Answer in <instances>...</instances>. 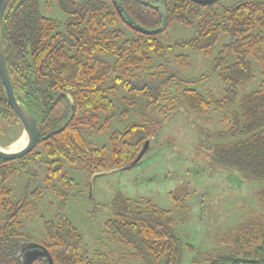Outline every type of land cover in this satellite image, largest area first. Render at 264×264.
Masks as SVG:
<instances>
[{
    "label": "trees",
    "instance_id": "trees-1",
    "mask_svg": "<svg viewBox=\"0 0 264 264\" xmlns=\"http://www.w3.org/2000/svg\"><path fill=\"white\" fill-rule=\"evenodd\" d=\"M57 2L65 21L43 13L40 0H9L2 23L15 96L38 121L41 136L22 158H0V264H23L24 251L32 242L43 245L54 264H122L126 260L181 264L184 245L174 229V212L150 199L118 192L110 202L104 234L121 248L124 256L119 261L112 252L92 254L68 218L47 219L39 209L46 192L66 201L77 186L66 165L93 175L132 163L161 125L148 113L167 119L178 106L200 115L224 110L222 123L228 128L217 136L246 137L216 144L209 150L211 159L263 185L258 192L261 211L224 232L220 236L224 247L207 253L204 260L207 264H264V0H245L231 7L220 0L209 5L193 0ZM161 7L167 11V28L177 22L193 27L197 34L167 45L159 34L133 30L124 19L154 29L163 22ZM119 9H124L123 15ZM224 33L230 41L218 51L216 65L219 77L230 84L224 97L216 99L211 90L201 93L190 86V80L174 86L166 53L189 47L207 51ZM234 54L236 60L229 63ZM249 57L259 64L263 79L257 90L241 99L239 109L229 111L238 101V88L256 77ZM173 60L187 65L188 56L178 54ZM138 82L142 84L137 86ZM119 85L127 96L119 95ZM131 112L140 114L139 121L112 132L107 145L86 137L84 131L102 132L117 115ZM20 126L0 78V144ZM43 157L47 160L42 184L31 188L36 176L32 168ZM20 174L27 177L26 189L16 197L11 182ZM171 196L181 207L185 199ZM28 217L41 221L39 232L28 227Z\"/></svg>",
    "mask_w": 264,
    "mask_h": 264
},
{
    "label": "rangeland",
    "instance_id": "rangeland-1",
    "mask_svg": "<svg viewBox=\"0 0 264 264\" xmlns=\"http://www.w3.org/2000/svg\"><path fill=\"white\" fill-rule=\"evenodd\" d=\"M40 1L43 13L65 21L66 14L59 7L57 0ZM241 1L245 0H220V4L231 7ZM196 34L193 27L175 22L164 32L159 33V39L167 45H173L190 40ZM229 41V36L224 33L207 51L190 47L169 50L165 57L168 67L174 74L173 85L190 80L192 81L190 86L201 93L211 90L216 99H222L230 84L218 75L217 55L221 47ZM178 54L188 56L187 65L173 60ZM249 59L253 63L256 77L238 88V101L229 111L239 109L241 99L257 90L263 79L259 64L252 57ZM235 60V54L228 58L229 63ZM140 84L142 83L138 82L137 86ZM119 91V95L129 94L122 85H119ZM223 113L224 110L218 109L200 115L178 106L176 111L165 119L149 112L148 115H152L150 117L153 119L157 118L161 125L154 138L149 140V150L138 165L96 177L93 188L92 175L88 170L66 165L68 175L75 179L77 186L71 189L66 201L55 197L52 192H46L39 205L40 213L47 219L60 215L68 218L80 230L85 245L89 246L92 254L95 251L112 252L113 259L119 261L124 256L121 248L109 241L104 234L105 221L111 215L109 204L118 192L133 199H150L174 212V229L184 245L181 264H207L204 260L205 255L224 247L220 240L224 232L261 211L258 192L263 187L262 183L219 166L210 157L209 150L216 144H231L246 137L241 134L224 138L217 136L228 128L222 123ZM139 119L140 114L135 112L129 115L123 113L117 115L102 132L84 133L89 141L107 145L112 132L124 130ZM27 143V133L21 124L9 139L0 144V148L14 152L25 147ZM46 160L47 157H43L32 168L36 176L31 188L42 184L46 173L43 162ZM13 178L11 186L14 195L19 197L23 193L27 177L20 174ZM171 193L185 199L181 207H176ZM26 222L29 228L36 232L40 231L41 221L38 218L28 217ZM121 263L139 264L134 260Z\"/></svg>",
    "mask_w": 264,
    "mask_h": 264
},
{
    "label": "water",
    "instance_id": "water-1",
    "mask_svg": "<svg viewBox=\"0 0 264 264\" xmlns=\"http://www.w3.org/2000/svg\"><path fill=\"white\" fill-rule=\"evenodd\" d=\"M9 0H0V78L2 81V84L4 86L6 96L8 99V102L15 112L17 118L20 120L21 124L24 127L25 132L27 133L28 137V143L25 147L18 151L9 152L2 148H0V158L4 160H15L18 158H22L23 156L30 153L37 145L39 138L41 136V128L38 124V121L36 118L17 100L12 81L10 78L9 70L7 67V62L5 58V52H4V46H3V38H2V23L4 19L5 10L7 7V3ZM194 2L202 5H209L215 3L217 0H193ZM163 11V22L161 26L149 29L146 27H143L137 23H135L131 18L125 17L124 19L126 23L133 29L138 32L144 33V34H159L166 30L168 26V15L165 7H161ZM121 15H123L124 9H119ZM149 141L145 144L144 148L140 152V154L137 156V158L130 164L120 166L115 169L106 170V171H100L96 172L91 177V188H93V182L94 179L100 175H103L107 172H112L116 170H125L132 168L136 165H138L146 155V153L149 150ZM39 259H46L48 261V264H54V260L49 253V251L41 244L32 242L27 245V250L24 254V262L23 264H32L35 260Z\"/></svg>",
    "mask_w": 264,
    "mask_h": 264
},
{
    "label": "flooded vegetation",
    "instance_id": "flooded-vegetation-1",
    "mask_svg": "<svg viewBox=\"0 0 264 264\" xmlns=\"http://www.w3.org/2000/svg\"><path fill=\"white\" fill-rule=\"evenodd\" d=\"M23 187H24V190H23V193H24V191H25V189H26V183L24 184ZM26 250H27V248L25 249L24 254H25ZM23 262H24V255H23Z\"/></svg>",
    "mask_w": 264,
    "mask_h": 264
}]
</instances>
